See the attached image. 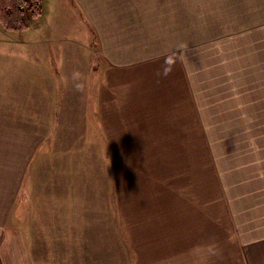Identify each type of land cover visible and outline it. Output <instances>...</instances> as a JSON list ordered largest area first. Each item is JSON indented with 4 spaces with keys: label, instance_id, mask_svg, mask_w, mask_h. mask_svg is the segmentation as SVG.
Returning a JSON list of instances; mask_svg holds the SVG:
<instances>
[{
    "label": "crops",
    "instance_id": "0c3cea01",
    "mask_svg": "<svg viewBox=\"0 0 264 264\" xmlns=\"http://www.w3.org/2000/svg\"><path fill=\"white\" fill-rule=\"evenodd\" d=\"M43 2L0 24V264H264V0ZM33 192L63 202L37 246Z\"/></svg>",
    "mask_w": 264,
    "mask_h": 264
},
{
    "label": "rangeland",
    "instance_id": "374dc122",
    "mask_svg": "<svg viewBox=\"0 0 264 264\" xmlns=\"http://www.w3.org/2000/svg\"><path fill=\"white\" fill-rule=\"evenodd\" d=\"M44 3V2H43ZM25 5H29L28 1L26 0L24 2ZM192 18H190L191 20ZM208 29H200L199 28V22L198 19H192L190 22V28L186 29H176V30H169L166 28H158L157 30H151V29H143L139 30L142 32V34L145 36H148V38H144V43L141 46H126V45H113L112 51H113V59L112 62L119 63L121 60H119L117 57L119 54H117L119 51L124 50L127 48L129 51V54L133 57V59H136V57H145L149 56L150 54H160L165 53L171 50H176L179 48H182L183 45H181L182 40L191 42L192 44H199L201 39H204V35L207 33ZM174 42V45L172 43ZM135 50H134V48ZM111 51V52H112ZM115 55V57H114ZM215 126H208V128H213ZM209 130V129H208ZM213 144V145H212ZM208 147H214V141L208 140ZM207 147V164L212 165L216 159L215 153H211L209 148ZM33 186L31 187V192L33 191ZM215 195L214 193L209 194V196ZM30 196V195H29ZM38 195H35V192H33L32 197L30 199V203L27 205V207H22L24 209V212L21 216L24 215L25 211L29 208L30 209V215L29 218L26 220L25 228L29 229L32 234V246L34 244L38 245V239H39V230H45V231H52L57 224H55V220H53L51 217L60 215L62 213V201H57L55 205H52L50 203V206H46V204L49 201H52L54 199H50L47 197V199H44V201L41 199H38ZM73 202V200H72ZM89 205V214L90 215H96L97 211H95L90 201L88 202ZM82 207V205H80ZM53 214V215H52ZM26 216L28 214L26 213ZM54 218V217H53ZM30 222V224H28ZM15 224H19L20 226L23 224L22 221H16ZM28 224V225H27ZM48 224L51 226H48ZM70 222L67 223V227H69ZM36 231V232H34ZM51 242V241H49ZM224 249V246H223ZM45 257L48 256L47 252H44ZM225 256L228 255L224 252ZM222 255V258L225 257ZM40 258H44L41 257Z\"/></svg>",
    "mask_w": 264,
    "mask_h": 264
},
{
    "label": "trees",
    "instance_id": "16d2710c",
    "mask_svg": "<svg viewBox=\"0 0 264 264\" xmlns=\"http://www.w3.org/2000/svg\"><path fill=\"white\" fill-rule=\"evenodd\" d=\"M0 0V24L11 31L24 30L44 12L43 0Z\"/></svg>",
    "mask_w": 264,
    "mask_h": 264
}]
</instances>
